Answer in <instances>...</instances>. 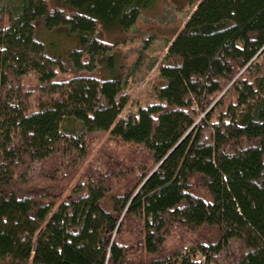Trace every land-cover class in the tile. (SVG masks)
I'll return each instance as SVG.
<instances>
[{"label":"trees","instance_id":"obj_1","mask_svg":"<svg viewBox=\"0 0 264 264\" xmlns=\"http://www.w3.org/2000/svg\"><path fill=\"white\" fill-rule=\"evenodd\" d=\"M156 1L0 0V264H264V0H162L191 13L119 117Z\"/></svg>","mask_w":264,"mask_h":264},{"label":"rangeland","instance_id":"obj_2","mask_svg":"<svg viewBox=\"0 0 264 264\" xmlns=\"http://www.w3.org/2000/svg\"><path fill=\"white\" fill-rule=\"evenodd\" d=\"M190 13L191 7H184V9L178 11L173 7L164 5L162 0H157L140 15L128 34L124 35L127 42L119 43L118 48L120 51L118 50L117 54L118 57L119 55L122 57V51L125 55L122 64L125 65L124 72L127 74L126 91L130 94V98L128 104L120 112L119 117L125 116L133 110L135 103L144 104L154 100V86L161 84L163 81L157 76L156 64L159 63L166 51L167 38L172 37V33L183 25ZM107 34L106 36L111 43H117L118 36H121L119 32H109ZM130 37L133 38L130 39ZM144 40L148 41L145 43ZM155 56L159 58L158 61L149 67L151 59ZM138 59L136 66L133 65L134 61ZM89 137H93L94 141L96 140L93 143V150L99 140L106 139V136L96 132Z\"/></svg>","mask_w":264,"mask_h":264}]
</instances>
